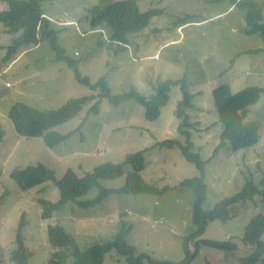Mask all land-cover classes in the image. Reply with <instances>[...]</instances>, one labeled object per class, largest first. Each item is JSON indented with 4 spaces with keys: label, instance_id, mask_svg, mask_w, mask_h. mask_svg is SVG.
<instances>
[{
    "label": "rangeland",
    "instance_id": "374dc122",
    "mask_svg": "<svg viewBox=\"0 0 264 264\" xmlns=\"http://www.w3.org/2000/svg\"><path fill=\"white\" fill-rule=\"evenodd\" d=\"M98 1L40 0L44 15L58 32V42L76 60L80 74L92 81L105 74L112 93L133 87L145 95L155 93L154 85L158 82L165 79L178 82L185 74L192 94V106L186 109L192 123L188 127L189 137L193 150L206 160L207 193L203 208L211 209L221 198L237 192L248 170L258 180L255 165L259 164L264 171V94L249 107L247 116L258 124V142L249 148L230 150L225 141L213 155L222 127L213 104L212 88L220 82H227L232 92L247 86L264 87V52H248L264 49V40L258 33H246L245 10L227 2L206 0H137L141 10L159 8L161 14L153 16L143 30L130 34L124 48L109 53L98 42L99 31L90 30V8ZM254 1L261 9L264 23V0ZM185 15L192 17L182 23L179 18ZM14 36L6 33L0 24V56ZM102 38L108 40L105 31ZM178 83L171 87L159 116L148 120L143 106L132 99L118 106L107 99L98 101V90L78 82L70 67L55 60L46 40L18 50L10 61L0 63V129L3 132L0 196L4 194L0 198V264L9 263L22 212L25 213L23 242L31 251L28 264H44L48 258L51 247L46 228L49 224L61 225L84 249L93 242L112 239L122 211L127 212L125 219L132 226L127 239L140 251L170 261L184 257V236L194 228L191 221L194 195L188 187L175 186L184 178L194 176L197 169L177 148L151 147L166 138L184 140L185 134L179 133L174 115L176 102L181 98ZM85 94L95 97L75 117L52 128L60 134L72 132L53 147L47 146L42 136L18 135L8 117V110L15 102L37 109L59 108L67 99ZM96 102L98 111L88 113ZM143 148L147 150L142 177L158 188L171 187L166 193H110L93 206L67 201L47 220L40 216L38 198L56 200V186L46 181L21 190L9 175L15 168L41 162L52 168L57 177L67 168L81 176L100 163L120 162L125 154ZM129 169L125 165L122 176L100 179L99 185H93L77 200L94 198L100 187H120ZM257 213L264 214V200L258 196L254 201L234 204L229 219L211 221L200 238L230 237L237 249L224 252L201 245L190 264H241L239 258L253 250L241 237L245 225ZM187 246L191 251L194 249L192 241ZM102 264L129 263L111 250L105 254Z\"/></svg>",
    "mask_w": 264,
    "mask_h": 264
},
{
    "label": "trees",
    "instance_id": "16d2710c",
    "mask_svg": "<svg viewBox=\"0 0 264 264\" xmlns=\"http://www.w3.org/2000/svg\"><path fill=\"white\" fill-rule=\"evenodd\" d=\"M208 2H227L232 7L245 10L246 33H258L264 40V23L261 22L262 12L254 0H206ZM162 12L159 8L141 10L137 0H99L90 8V30L99 31V44H102L109 53H116L129 42L128 36L146 28L155 15ZM179 20L183 23L187 18ZM0 24L6 33L14 34L11 43L6 46L4 55L0 56V63H7L18 50L38 44L46 40L54 51V59L64 62L70 67L75 78L81 84L91 90H98L97 96L107 99L114 106L132 99L144 108V117L148 120L157 118L161 107L167 102L169 92L173 85L180 84L181 98L176 102L174 115L178 120V131L183 136V142L177 138H166L155 142L151 147L177 148L182 157L194 164L197 173L189 178H184L175 187H188L192 190L191 221L193 230L183 239L184 257L179 261L158 259L149 253L140 251L127 239L131 231V224L125 219L126 211L119 213L117 232L115 236L106 242H93L81 249L76 239L67 233L59 224H49L46 228V238L51 247L48 258L44 264H102L107 252L115 250L124 256L129 264H190L197 255L201 245L219 249L224 252H234L237 244L230 237L227 239H204L200 236L205 232L208 224L214 220L225 221L230 218L234 204H245L254 201L255 197L264 200V171L256 164V171L260 178L254 180L253 173L248 170L245 173V181L240 189L232 195L221 198L211 209H204L206 200V183L204 180L205 161L198 151L193 150L188 127L192 123L188 119L186 109L192 106V94L188 90L186 75L178 80L165 79L154 85L155 93L145 95L130 87L118 93H112L108 85L106 75H101L95 81L86 75L80 74L75 59L67 55L65 48L58 42V32L53 22L44 15L40 0H0ZM104 31L108 40L102 38ZM104 44V45H103ZM264 52V49H251L248 52ZM214 107L218 114V120L222 131L220 140L213 150V155L218 149L228 143L230 150L249 148L255 145L259 139L258 124L247 118L249 107L255 104L264 94V87L247 86L239 91L232 92L227 82H220L211 91ZM95 95H81L67 99L59 108L37 109L23 102L13 103L8 110V117L15 132L21 136H42L47 146L53 147L65 137L70 135L60 134L54 130L61 124L75 117L83 107L90 102ZM98 111V102L93 103L88 113ZM3 132L0 129V140ZM147 148L139 149L125 154L120 162L106 161L85 171L81 176L67 168L62 176L57 177L55 171L38 162L25 167L15 168L10 172V177L21 190H27L43 182L50 181L58 189V197L51 201L46 198H38L41 205V218L47 220L55 215V212L67 201H76L80 206H93L101 203L103 198L110 193H125L136 195L150 193L162 195L171 187L158 188L144 180L141 171L144 168V152ZM129 165L125 182L118 188L100 187L98 194L88 200H77V197L86 193L93 185H99L100 179H114L124 174V166ZM4 195V194H3ZM0 196V198L3 197ZM25 222V213H21L20 222L14 237L15 248L10 251L9 263L28 264L31 251L23 242L22 227ZM264 214L253 215L245 225L242 242L253 246V250L241 256V264H264ZM192 241L194 249L191 251L187 243ZM71 260V261H69ZM216 264V263H215Z\"/></svg>",
    "mask_w": 264,
    "mask_h": 264
}]
</instances>
